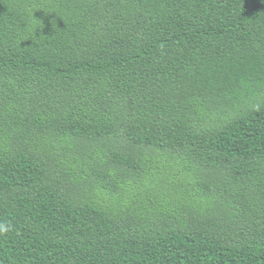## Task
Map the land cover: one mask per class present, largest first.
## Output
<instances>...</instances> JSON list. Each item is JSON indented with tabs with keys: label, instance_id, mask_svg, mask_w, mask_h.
I'll return each mask as SVG.
<instances>
[{
	"label": "trees",
	"instance_id": "trees-1",
	"mask_svg": "<svg viewBox=\"0 0 264 264\" xmlns=\"http://www.w3.org/2000/svg\"><path fill=\"white\" fill-rule=\"evenodd\" d=\"M0 264H264V0H0Z\"/></svg>",
	"mask_w": 264,
	"mask_h": 264
},
{
	"label": "clouds",
	"instance_id": "clouds-1",
	"mask_svg": "<svg viewBox=\"0 0 264 264\" xmlns=\"http://www.w3.org/2000/svg\"><path fill=\"white\" fill-rule=\"evenodd\" d=\"M11 228V224L7 221L0 222V234L7 233Z\"/></svg>",
	"mask_w": 264,
	"mask_h": 264
}]
</instances>
